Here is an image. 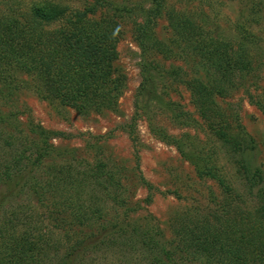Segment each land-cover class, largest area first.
Returning <instances> with one entry per match:
<instances>
[{
	"label": "trees",
	"instance_id": "trees-1",
	"mask_svg": "<svg viewBox=\"0 0 264 264\" xmlns=\"http://www.w3.org/2000/svg\"><path fill=\"white\" fill-rule=\"evenodd\" d=\"M37 2L24 23L13 14L0 15V67L5 64L25 73L40 72L44 85L64 105L81 108L77 106L97 104L89 92L101 97L103 107L117 104L121 89L110 80L116 54L115 23L88 18L109 10L118 18L126 15L132 19L135 40L142 51V80L136 103L141 97L147 99L142 106L153 101V107L166 110L170 122L197 128V120L169 95L175 86L186 85L194 105L207 107L212 113L222 116L224 109L220 108L219 99L236 91L264 113V89L259 85L264 59L250 41L254 35L234 37L221 33L218 26L208 29L193 15L168 7L167 0H90L80 9L68 7L63 0ZM163 15L177 37L167 48L157 40L153 29ZM181 44L187 49L185 57H193L197 64L188 82L181 67L163 66L150 55L159 51L171 56V50ZM5 91L7 94L0 88V96L8 103L12 92L10 88ZM20 115L14 107L12 111L0 107V264H79L89 250L99 249V245L101 250L113 246L118 239L111 237L118 231L127 232L117 229L119 226L138 222L130 219L136 208L127 213L124 210L127 221L104 219L100 208L103 201L126 205L117 192L111 193L108 188L114 182L120 186L119 177L101 161L94 165L73 157L67 149L56 148L52 140L62 133L45 130L31 121L24 126ZM231 116L237 120V116ZM148 127L153 136L190 159L199 178L214 181L230 200L229 211L222 218L211 214L201 223H181L171 240L165 238L149 215L147 228L140 223L131 227L135 232L141 231L131 237L152 262L148 264H189L185 262L193 254L195 260L202 259L197 264H264V173L252 171L249 163L244 164L243 155L254 147L242 128L237 129L239 140L233 138L241 143L247 137L249 146L240 150L233 146L234 152H244L237 160L240 172L238 167L235 169L240 182L233 187L218 169L217 152L205 149L197 136L184 133V139H179L162 127L151 123ZM130 131L134 133L133 128ZM59 159L63 162H57ZM36 170L47 179L32 175ZM55 195L59 196L58 201H53ZM22 197L25 199L20 203ZM235 203L249 206L242 208ZM39 209L42 211L37 212ZM53 229L61 232L67 244L52 239ZM127 243L132 241L125 239L123 244Z\"/></svg>",
	"mask_w": 264,
	"mask_h": 264
},
{
	"label": "rangeland",
	"instance_id": "rangeland-1",
	"mask_svg": "<svg viewBox=\"0 0 264 264\" xmlns=\"http://www.w3.org/2000/svg\"><path fill=\"white\" fill-rule=\"evenodd\" d=\"M140 1L143 0H131L132 3ZM63 2L70 8L80 9L90 0ZM167 2L168 7L193 15L196 22H204L208 29L214 30L218 26L221 33L234 37L254 35L255 39L251 38L250 41L255 46L256 53L264 59V0H167ZM38 4L37 0H0V15L13 14L24 23V19L31 14V7ZM147 6L149 4H146ZM88 18L96 22L113 21L116 26L117 31L114 34L116 54L111 64L110 80L112 82L114 80L121 90L117 95L115 107H103L101 97L97 98L95 92L88 93L91 99L97 102L93 106L85 103L77 106L81 108L64 105L44 85L40 72L25 73L13 65L5 64L0 67V88L5 94H7L5 89L10 88L12 96L8 103L0 96V107L4 111H12L13 107L19 110L21 115L18 118L24 126L31 121L32 124L41 125L45 130L62 133V136H54L52 140L56 148L67 149L72 152L73 157L93 162L94 165L101 161L107 165L108 171H113L115 177H119V188L114 185L115 182L113 185L109 184L108 188L111 193L117 192L119 197L125 200L126 205L115 206L103 201L100 208L104 219L113 222L116 219L127 221L124 210L127 213L129 209L136 208L130 219L138 222H130L127 227L119 226L117 229L123 228L127 232L122 234L116 231L111 238L118 239L117 243L106 250H103V247V251L102 245H99V249L89 250L82 256L79 264L152 263L145 253L143 254L141 245H136V239L131 237L133 233L138 235L141 231L135 232L131 227L140 223L142 228H147L146 217L149 215L154 218L155 225L165 238L171 240L181 223H201L211 214L222 218L225 211H229L230 200L214 181L197 176L190 159L180 155L174 146L165 144L153 136L148 124L162 127L166 133L179 139H184V133L197 136L200 145H205V149L213 148L217 152L215 161L218 169L234 187L240 182L237 179V173L240 172V163H237V160L244 152H234L233 146L238 150L248 149V138L251 139L250 143L254 148L243 155L244 164L249 163L252 171L256 169L264 173V113L250 104L244 94L236 91L219 99L222 106L220 108L224 109L221 116L219 112L212 113L207 107L194 105L188 86L178 85L169 92L170 98L181 103L197 120L198 126L197 128L191 125L180 126L170 122V116L165 115L166 110L163 107H153V101L142 106L147 99L141 97L136 103V93L142 80L140 71L142 51L135 40L132 19L126 15L118 18L109 10L98 11ZM46 26L47 29L51 28V24ZM153 29L157 40L166 48L168 43L171 46L177 39L165 15L155 21ZM185 53L187 49L181 44L171 50V56L159 51L151 52L150 55L152 58L156 57L163 66L181 67L187 74L188 82L194 76L197 64L193 57H185ZM261 78L259 85L264 89V71ZM222 100L226 102L225 105ZM231 114L237 116V120ZM131 128L134 129L133 134ZM241 128L248 138L245 137L244 142L240 143L233 136L238 139L237 129ZM57 162L63 160L59 159ZM236 167L239 168L238 172L235 170ZM38 171L32 172V175L39 176L41 180L47 179ZM101 194L104 197V191ZM23 199L25 198H20V203ZM59 199V196L55 195L53 201ZM235 204L242 208L249 206ZM40 211L42 209L37 212ZM53 230L55 234L52 239L60 240L62 245L67 244L66 239L60 236L61 232ZM125 239L131 240L132 244H123ZM194 256L191 255L185 263L202 262L201 258L195 260Z\"/></svg>",
	"mask_w": 264,
	"mask_h": 264
}]
</instances>
